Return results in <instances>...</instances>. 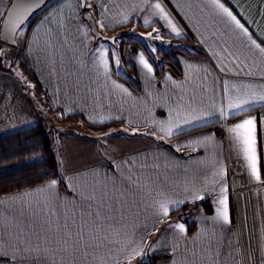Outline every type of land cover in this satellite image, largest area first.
I'll return each mask as SVG.
<instances>
[{
  "label": "crops",
  "instance_id": "obj_1",
  "mask_svg": "<svg viewBox=\"0 0 264 264\" xmlns=\"http://www.w3.org/2000/svg\"><path fill=\"white\" fill-rule=\"evenodd\" d=\"M10 1L0 0V23ZM218 3L246 33L213 0H86L98 28L119 35L113 47L95 41L79 0H53L30 21L16 45L24 81L0 69V136L37 124L47 132L46 116L116 129L102 138L61 130L49 137L58 177L0 196V264H18L17 244L45 264H138L145 249L169 255L156 264H264V102L228 108L264 93V0ZM149 32L163 36V52L181 45L204 55L176 48L179 74L166 66L159 75L152 52L161 47L138 38ZM249 118L260 181L229 132ZM169 124L171 136L160 131ZM225 196L228 223L217 219ZM201 201L189 233L171 213Z\"/></svg>",
  "mask_w": 264,
  "mask_h": 264
},
{
  "label": "trees",
  "instance_id": "obj_2",
  "mask_svg": "<svg viewBox=\"0 0 264 264\" xmlns=\"http://www.w3.org/2000/svg\"><path fill=\"white\" fill-rule=\"evenodd\" d=\"M46 6L47 2L40 10L36 11L32 20ZM176 48L187 50L181 45H176L171 50L161 53L160 60L155 59L159 66L157 69L159 75L166 66L179 74V69L172 63L171 57L173 50ZM187 52L204 55L200 51L191 52L187 50ZM1 68H4V65H0ZM131 81L133 82V80ZM133 83L134 88L139 90L138 84ZM146 133L152 135L150 131H146ZM157 142L162 144L165 141L157 139ZM58 174V164L52 150L51 141L42 124L29 126L0 136V196L53 180L58 177ZM202 203L201 201L183 205L172 211L171 215L176 214L179 220L186 225L187 231L193 233L196 224L192 219L191 212ZM145 253L147 254V260L142 261L140 258L138 264H156L159 260L169 257L168 254L149 256L147 249H145Z\"/></svg>",
  "mask_w": 264,
  "mask_h": 264
},
{
  "label": "snow or ice",
  "instance_id": "obj_3",
  "mask_svg": "<svg viewBox=\"0 0 264 264\" xmlns=\"http://www.w3.org/2000/svg\"><path fill=\"white\" fill-rule=\"evenodd\" d=\"M213 3H216L217 6L219 8H221L223 10V12L231 18V20L233 22H235V24L237 25V27L242 28L243 29V25L240 24L239 20H237L236 16H234L232 14L231 11H229L227 8H225L223 6V4H219L218 0H213ZM154 8H156L157 10H159V13L162 15L163 18L167 19V14L164 12V9L161 7V5L159 3H156L155 5H153ZM31 8H26L24 9L23 13H21L16 21L12 24V28L11 30L13 32L16 31V29L20 28L25 20L27 19V16L30 14L31 12ZM145 23L147 24L148 21H145ZM169 24H171V21H169ZM245 31V33L247 32V29H243ZM172 31H176L175 26H172ZM177 34H179L177 32ZM261 51H264V49H261ZM140 62L144 65V67L146 69H148L149 72L152 71L150 65H148V63L144 60L143 56L140 57ZM105 67H107L106 63H105ZM260 102H264V93H260V94H256L253 93L250 97L248 98H244V99H240L237 98L235 100H230L229 104H228V108L230 110H244V106L248 105V104H252V103H260ZM228 114H232L231 112ZM238 114V112H237ZM221 116H225V112L223 109H221L220 112ZM190 121H185V123H189ZM176 127H179V125H176ZM161 132L165 133L168 136L173 135V127L171 126V124H169V127L167 129L165 128H161L160 129ZM256 121L254 118H249V119H245L243 120L241 123H237L236 125H234L233 127L229 128V132L234 134V140L236 141L240 152L243 155V158L246 161L247 167L250 171L251 176L256 180V181H260L261 180V172H260V168L258 167V156H257V138H256ZM56 181H52L51 185L49 186L50 189H54L55 185H56ZM226 191V189H225ZM195 198L197 199H202L203 197L200 196H196ZM89 199H91V197H89ZM220 205H222V208H218L217 209V219H221L223 220L225 223L229 222V216H228V211H227V197L225 196L223 199H221L219 201ZM162 211L164 213L165 216L168 215V207L166 205H161ZM97 217H99L100 213H96L95 214ZM65 227H67V225H65ZM176 228L180 231V232H184L185 228L183 224H178L176 225ZM78 241L74 242V246L75 243H78L79 241L83 240V233H78ZM70 235H69V239H70ZM65 243H67V239L65 240ZM19 250L18 253H13V257L17 259L18 264H23V262L25 260H31L34 262V264H45V257L42 255H38V256H34L32 255V253L35 251L32 248H25L20 246L19 244H17L16 246ZM136 255H139V252L135 253Z\"/></svg>",
  "mask_w": 264,
  "mask_h": 264
},
{
  "label": "rangeland",
  "instance_id": "obj_4",
  "mask_svg": "<svg viewBox=\"0 0 264 264\" xmlns=\"http://www.w3.org/2000/svg\"><path fill=\"white\" fill-rule=\"evenodd\" d=\"M53 0H48L47 4L51 3ZM36 13V12H35ZM32 14V16L18 29L17 33H16V44L15 45H9L7 46V48L5 50H2V46L0 47V51H1V58H0V65H4V68L11 70L13 69L15 73H17L21 78L22 81H24L23 79V75L22 72L17 68V51H16V45L18 44V42H22V37L24 36V34L27 32L26 30L28 29V26L30 24V21L32 20V18L34 17V14ZM90 30V29H89ZM141 31V30H139ZM91 33V32H90ZM151 33H155V32H151ZM149 33H142L141 35H138L139 39H141V41L146 44V46L149 48L151 44H157V47L160 48L159 50V54L156 52V49L153 50L152 53L155 54L156 59L160 60L161 56L160 54L163 52V46H165V44H163V36L160 35L159 37H156L155 39H150L151 37H149ZM92 35V34H91ZM153 35V34H152ZM108 43V42H107ZM117 43H120L117 42ZM110 45V44H108ZM114 43L110 45V47H113ZM120 45V44H119ZM166 49V48H165ZM25 76V75H24ZM30 79L27 80V83H32L31 81V77H29ZM35 85V84H34ZM33 86L32 88V92L34 93V91L36 92L37 90L35 89V86ZM36 94V93H34ZM40 96V94H39ZM41 102H43V107H45V103H44V94L41 93ZM57 115H60L59 113H55ZM45 123L47 125L51 124V127H49L47 129V134L51 139H55V134L61 130L63 132H67V133H77V134H81V135H91V136H95V137H99L102 138L103 134L105 133H111L114 132L116 127L113 125H107L105 126V128H101V129H93V128H88L86 124H84L81 120L79 119H72V118H63V120H57V122H55V119L53 117H45ZM58 135V133H57ZM110 135V134H109ZM101 136V137H100ZM144 257V254H143ZM143 257L141 259H143Z\"/></svg>",
  "mask_w": 264,
  "mask_h": 264
},
{
  "label": "water",
  "instance_id": "obj_5",
  "mask_svg": "<svg viewBox=\"0 0 264 264\" xmlns=\"http://www.w3.org/2000/svg\"><path fill=\"white\" fill-rule=\"evenodd\" d=\"M48 0H11L9 5L7 6L5 13L2 17L0 23V42L2 45V50H5L9 45L16 44V33L11 30L12 24L16 21L17 17L23 13L24 9L31 8L30 14L27 16L25 22L32 16L33 13L40 10ZM80 6L84 9L83 18L87 21L90 26L91 33L93 34L95 41L100 39L104 41H109L111 43H115V39L119 35H107L103 33L97 26L95 18L91 11L85 8L86 0H79ZM24 22V23H25ZM1 54V51H0ZM147 260V254H144L142 261Z\"/></svg>",
  "mask_w": 264,
  "mask_h": 264
}]
</instances>
